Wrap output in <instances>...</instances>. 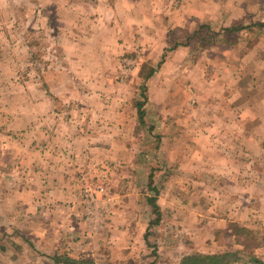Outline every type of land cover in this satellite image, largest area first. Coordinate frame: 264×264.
<instances>
[{"label":"rangeland","instance_id":"rangeland-1","mask_svg":"<svg viewBox=\"0 0 264 264\" xmlns=\"http://www.w3.org/2000/svg\"><path fill=\"white\" fill-rule=\"evenodd\" d=\"M68 125L102 135L94 152L55 150ZM45 153L77 160L81 211L82 180L106 188L82 219H116L113 264L264 261V0H0V264L85 259L16 226Z\"/></svg>","mask_w":264,"mask_h":264},{"label":"crops","instance_id":"crops-1","mask_svg":"<svg viewBox=\"0 0 264 264\" xmlns=\"http://www.w3.org/2000/svg\"><path fill=\"white\" fill-rule=\"evenodd\" d=\"M37 133L34 127L32 136L35 139L38 138ZM50 136L51 134L48 137ZM101 136L95 129L83 131L79 127L68 125L62 132L59 128L56 130L53 144L58 152L65 147L70 151L81 147L85 151L94 152L98 138ZM32 150H35V147H32ZM44 158L47 160L44 161ZM69 163L68 159H62L57 154L45 153L42 164L43 172L21 176V183L12 191L13 196L17 198L13 211L18 213L24 210L25 213L22 214L26 217L25 220H19L16 226L29 230L31 243L39 248L54 249L60 256L66 254L68 250V254L72 251L73 254L94 263L113 264L107 259L110 258L111 252L116 253L114 240L109 236L110 226H112L110 221L114 223L116 219L106 218L107 223H103L104 225H97L94 230L88 228L89 226L82 219L81 207L72 188V181H74L72 170L74 169L68 170L67 167L70 164L77 165L78 162L76 160ZM50 168L53 169L52 172ZM22 177H25L26 182L22 181ZM20 185H25L21 191L22 186ZM38 227L42 229L39 241L36 239Z\"/></svg>","mask_w":264,"mask_h":264},{"label":"trees","instance_id":"trees-1","mask_svg":"<svg viewBox=\"0 0 264 264\" xmlns=\"http://www.w3.org/2000/svg\"><path fill=\"white\" fill-rule=\"evenodd\" d=\"M156 69L150 68L149 72H147L146 75H144L145 80H148L150 77H152L155 73ZM145 100L147 97L145 96ZM143 100V102H138L136 104L137 109L139 111L140 117L143 119V116L145 114L144 111V106L146 101ZM158 209L157 206H154V210L156 211ZM238 255L234 252H224V253H216V254H194L189 256L187 259L186 264H231L233 262H236L238 259ZM57 259V258H56ZM55 259V260H56ZM252 263L254 264H264V261L254 257L252 258ZM67 263H72V264H93V261L88 260V259H79V260H67ZM120 264H129V263H120Z\"/></svg>","mask_w":264,"mask_h":264},{"label":"built area","instance_id":"built-area-1","mask_svg":"<svg viewBox=\"0 0 264 264\" xmlns=\"http://www.w3.org/2000/svg\"><path fill=\"white\" fill-rule=\"evenodd\" d=\"M82 188L80 189L79 197L82 203V212L85 220L90 225H93L96 221V214L99 213L100 200L98 194L107 195L106 188L100 184L90 183L87 180H82Z\"/></svg>","mask_w":264,"mask_h":264}]
</instances>
